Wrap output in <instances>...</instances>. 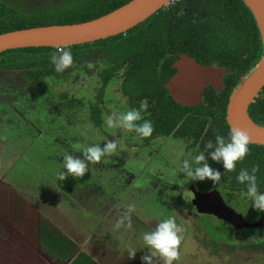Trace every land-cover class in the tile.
I'll return each instance as SVG.
<instances>
[{
	"label": "trees",
	"instance_id": "trees-1",
	"mask_svg": "<svg viewBox=\"0 0 264 264\" xmlns=\"http://www.w3.org/2000/svg\"><path fill=\"white\" fill-rule=\"evenodd\" d=\"M128 1L130 0H67L63 3L47 1L44 4L25 7L22 0H0V34L36 26L85 22L100 17ZM172 17L177 20L176 26H172L177 32L175 43L192 46L188 53L205 65L218 62L215 66L223 67L227 72L226 87L218 94L214 92L206 104L190 108L193 114L187 117L180 115L172 121L169 116L160 135H168L173 126L178 124L175 133L180 138L187 136L189 140H193L192 134L195 132L196 140L203 143L214 141L216 135L227 138L230 130L225 118L228 96L238 85L240 78L246 76L262 57V44L257 25L242 0H178L117 36L66 48H22L0 53V71L6 72L4 74L7 77L11 73H18L17 77L20 78L18 81L1 82L3 85L0 83L1 174L6 173L8 180H16L20 184V181L24 180L15 178V166L17 167V162L22 160L25 167L27 165L33 170L38 180L46 178L57 188V178L63 170L62 155L65 152L79 155L76 152L77 145L100 142L103 146L105 137L111 139V132L104 131L106 126L103 117L106 112L95 99L93 102L82 104L81 97L92 100L97 97L105 100L111 94V54L119 62L122 59H130V53L141 51L144 46H156L162 29L170 28ZM61 49L72 52L73 72L79 70L78 63L90 60L105 63V70L97 75L100 81L96 82L95 90L61 92L58 89L60 86L70 84L62 82L69 76L55 72L51 64V55ZM204 52L210 53L211 59L202 61ZM158 53L161 55L156 58L155 54L150 52L153 57L147 59L153 68L154 76L162 58L165 68L170 64L169 59L165 58L166 51ZM136 61L140 62L139 66H143L140 59ZM89 74L90 71L86 76ZM72 95V102L80 103L65 111L69 116H63L60 112H49V107L52 108V103H48L49 100L55 101L58 97L59 100H63ZM179 108L182 110L184 107L179 106ZM248 113L256 124L264 125V87L250 104ZM23 119L44 120L43 123L37 121V126L44 124L45 126L40 127L48 128L52 132L49 134L40 132L42 137L38 134L34 135L37 136L38 144L28 148L24 142L30 137L27 136L30 133L23 130V127H27L30 123H25ZM9 120H12L13 124L8 123ZM168 124L169 126L166 127ZM74 125L84 127L83 133L76 129L74 131ZM193 127L195 129H192ZM202 132L204 135L200 136ZM20 133L22 134L19 135ZM41 138H45L46 141L41 143ZM35 146L37 148L33 150ZM249 149V153L240 162L239 167L251 169L257 164L258 187L264 189V145L250 144ZM256 149L259 150L257 154ZM34 153L44 160L39 164L36 163ZM100 175L110 179L111 156L102 158L96 164H89L88 173L80 179L96 178ZM67 182L70 183L69 180ZM99 182L98 189L84 185L75 192L78 194L84 190L91 192L97 190L102 195L109 194L111 187L104 188L103 186L107 184ZM58 190L60 189L56 190L60 195L65 193V197L71 202L74 192H66L63 188L62 191ZM49 223L41 218L34 228L36 231L34 237L45 252L62 262L72 259L71 264H97L86 250L79 249L72 239L63 235V232L52 226L51 222Z\"/></svg>",
	"mask_w": 264,
	"mask_h": 264
},
{
	"label": "flooded vegetation",
	"instance_id": "flooded-vegetation-1",
	"mask_svg": "<svg viewBox=\"0 0 264 264\" xmlns=\"http://www.w3.org/2000/svg\"><path fill=\"white\" fill-rule=\"evenodd\" d=\"M35 1L38 4H44L47 1L63 3L67 0ZM176 24L177 20L173 18L170 28L166 30L162 29L156 46H144L141 51L130 53V59H122L118 62L113 57V54H111V98L108 96L105 98V100L111 102L110 108L107 107V103H104L105 100L101 98L96 97L92 100L84 96L81 97L82 104L84 102L86 104L93 102L95 99L106 113L124 111L127 108H138L140 101L143 99H147L149 103L147 112L142 113V116L153 123L154 131L151 137L139 138L132 132L109 130L104 127V131L111 132V139L115 135L123 145V150L118 155L111 156V180L115 184L117 180L125 184V187L120 192L118 189L122 187L123 183L118 187L117 184L115 187L111 185V191L109 192V195H111V200H109L111 202V211L115 212L116 209L119 211L122 209L127 210L128 206L131 205L127 200L130 193H136L138 196L142 195L141 197L143 195L151 197L150 202L153 203L151 207L155 209L154 212H159L161 215L156 220H153L143 217L146 214L144 212L142 217H137L132 211L130 220H133L135 216L140 224H149L147 228L151 229L155 227L159 219L170 216L174 217L176 223L181 228V244L178 248V258L174 261V264H187L185 260H188V258L192 260L195 258V255L199 254L203 258L205 257V260L210 264H264V213H258L251 208V202L245 197L246 189L236 181V176L241 169L239 167L240 162L237 163L233 171L229 172L223 168L221 163L212 161L208 157L209 165L221 172V181L213 183V181L206 179L204 181L191 182L183 172L179 171L180 163L184 158L198 154L204 150L206 143L196 140V132L192 134L193 140H189L187 136L182 138L177 137L175 132L178 124L173 126L171 133L168 135H160L161 131L165 128L164 124L168 122L167 118L169 116L172 121L177 116L182 115L183 117H187L193 114L190 108L206 104L214 92L218 94L224 91L226 87L225 77L227 76V72L225 70L226 73L222 77V90L217 91L212 85L205 86L201 92L202 101L198 105H183L174 99L166 85L177 72V68L174 65L180 60V53L195 59L201 65H205L188 53L192 46L175 43L177 41V32L172 29V26L174 27ZM154 49L158 52L166 51L165 58L170 61L168 67L165 68L164 59H161L156 70V76H154L152 66L147 62L148 58L153 57L150 52L154 53L156 58L161 55V53H158ZM209 54L208 52H204L201 60L211 59ZM137 59H140L143 66H139L140 62H137ZM214 63L217 64L218 62ZM89 64H92L93 67L89 68ZM104 65V62L96 60L78 63L79 70L73 72L74 68L70 67L62 72L69 76L68 79H64L62 82L78 84L80 87L78 91L84 92V84L91 82L93 78L97 82L100 81L97 75L105 70ZM89 71V76H86ZM4 73L0 71V75H4ZM14 79L18 81L20 78L16 77ZM2 81L0 78V83ZM72 97L73 95L63 100H59L58 97L51 103L60 114L69 116L65 111L80 103L72 102ZM0 98H2V95H0ZM179 106L184 108L181 110ZM168 126L169 124L166 127ZM76 127L79 130H84V127H78V125ZM192 129H195V127ZM124 133L128 134L125 137H121L120 135ZM203 135L204 132L200 136ZM167 146L172 147L166 148ZM164 149H172L170 155H160ZM257 153H259L258 149H256ZM260 190L264 191V189ZM213 191L219 193L227 207L240 215L243 219V224H240L241 228H235L227 221L218 219L213 214L197 211V208L193 205L195 197ZM107 194H103V197L106 199H108ZM137 205L140 206V204ZM132 208L134 210L133 206ZM209 217L212 218L210 222L205 220ZM201 219L204 222L200 221ZM112 220L117 222L116 217L111 215V225L115 224ZM97 223L100 224V222ZM205 224H220L219 237L209 235ZM112 227L111 257L117 259L119 256L117 252L121 248L124 249L125 247V250H127L129 246L134 247L133 243L127 239L128 235L132 234L130 230L133 224L124 228L125 236H118ZM118 245L120 247H116ZM144 254H147V252L137 251L135 258L131 260L133 262H142L141 256ZM126 257L128 258V254ZM69 260L71 264L72 259ZM153 260L157 261L154 264L163 263L159 257H154Z\"/></svg>",
	"mask_w": 264,
	"mask_h": 264
},
{
	"label": "rangeland",
	"instance_id": "rangeland-1",
	"mask_svg": "<svg viewBox=\"0 0 264 264\" xmlns=\"http://www.w3.org/2000/svg\"><path fill=\"white\" fill-rule=\"evenodd\" d=\"M22 2L25 7L38 4L35 0H22ZM5 74L0 75V78L3 80L2 83L4 81L10 82L11 80H15L14 78L17 77L18 73H11L8 77L5 76ZM96 82L97 81L93 80L84 84V92L85 90H95ZM58 89L61 92H76L80 87L78 84H67L58 87ZM108 97L111 98V94L108 95ZM49 102L52 101L49 100L48 103ZM104 103H107V107H111V102L105 100ZM49 108V112L59 113L57 108L53 105L52 108L51 106ZM1 119L2 118H0V121ZM23 120L25 121V119ZM37 121L38 123L44 122V120L39 119H37ZM37 121H25V123H30L27 127H23V130L30 133L27 135L30 137L26 138L27 141L24 142L25 146L28 148L38 144L36 143V141H38L37 136L34 137V135L38 134L39 137H42V133L49 134L52 132V130H44L46 128L40 127L45 126L44 124L37 126ZM8 123L13 124L12 120H9ZM14 123H16L15 120ZM74 126V131L76 129L83 133V130H79L76 125ZM21 134L22 133L19 135ZM127 134L128 133H124L120 136L125 137ZM66 135L65 132V136ZM40 140L41 143L46 141L45 138H41ZM167 144L169 145V143ZM171 147L167 146L166 148ZM26 148H24L25 151H27ZM35 148H37V146L33 147V150ZM171 150L164 149L163 152L161 151L160 155H170ZM36 154L37 153H34L33 157L36 156L35 162L39 164L44 159ZM21 161L19 163L17 162V167L15 166V178L24 180L23 182L20 181V184L16 180H8L7 174H1L0 172V264H70L69 259L62 262L59 259L51 257L37 243L34 237V235H36L34 228L41 218L45 219L47 224L51 222L52 226L54 225V227L60 229L63 235L72 239L79 249L86 250L97 264H142L140 261L133 262L131 259L127 258L126 256L128 253L125 247L117 252V255H119L117 259L111 257V226H113L112 229L118 236H125L124 228L130 224L132 226L133 224L130 230L132 234H129L127 239L133 243L132 245L137 248V251H141L143 247L141 234L149 230L147 228L149 224H140L134 216L133 220L125 219L122 226L116 228L114 226L116 222L113 220L112 222L115 224L111 225V215L116 217V221H119L125 216L127 210L122 209L119 211L116 209L115 212H112L111 202H109V200H111V195L107 194L108 199H106L97 190L93 192L84 190L78 194L75 192L79 190L81 186L84 187V185L98 189L100 188L97 184L99 181L107 184L103 186L104 188H109L111 185L115 187L116 184L118 187L123 183L122 181L117 180L115 184V182L111 180V177L108 179L103 175H100V177L97 176L96 178H84L82 180L73 177L60 180L58 177V186L55 188V186L51 184L52 182H48L46 178H39L38 180L37 175L32 172L33 170H30L27 165L25 167V164ZM68 180L70 183L67 182ZM121 186L122 187L118 189L119 192L125 187V184L123 183ZM58 188L61 191L63 188L66 192H74L71 196L73 197L71 202L65 197V193L64 195H60L59 192L56 191ZM141 196L142 195L138 196L136 193H130V196L127 198L134 207L133 213H135L137 217H142L144 212L146 214L143 217L156 220L161 213L154 212L155 209L151 207V205H153V203L150 202L151 197L146 195H143V197ZM137 204H140V206ZM205 220L210 222L212 218L209 217ZM200 221L204 222L202 219ZM97 222H100V224ZM205 226L207 227L206 231L209 235L212 237H219L220 224H205ZM126 244L128 245L127 242ZM116 247H120V245ZM143 251L147 252V249L145 248ZM125 258L127 259L125 260ZM185 262L187 264H210L205 260V257L203 258L200 254L195 255V258L192 260L188 258ZM154 263H157V261L155 262L153 260V264Z\"/></svg>",
	"mask_w": 264,
	"mask_h": 264
},
{
	"label": "water",
	"instance_id": "water-1",
	"mask_svg": "<svg viewBox=\"0 0 264 264\" xmlns=\"http://www.w3.org/2000/svg\"><path fill=\"white\" fill-rule=\"evenodd\" d=\"M178 0H130L122 6L92 20L74 24L36 26L0 34V53L22 48H66L117 36L144 22L160 9ZM257 25L262 57L254 68L240 78L228 96L226 122L229 128L239 127L248 132L253 145H264V125L256 124L248 109L264 87V0H242ZM177 72L166 87L174 99L183 105L201 103V92L207 85L222 90L225 69L215 65H201L195 59L180 53L175 65ZM193 205L200 213L213 214L235 228H241L243 219L227 207L218 192L197 195Z\"/></svg>",
	"mask_w": 264,
	"mask_h": 264
},
{
	"label": "clouds",
	"instance_id": "clouds-1",
	"mask_svg": "<svg viewBox=\"0 0 264 264\" xmlns=\"http://www.w3.org/2000/svg\"><path fill=\"white\" fill-rule=\"evenodd\" d=\"M73 54L70 50H59L51 55V64L55 72L62 73L73 65ZM93 67L92 64L88 65ZM149 108L147 99L139 103L138 108H127L124 111H112L106 113L103 117L104 124L109 130H121L135 133L139 138L151 137L154 131L151 120L144 119L142 113H146ZM103 146L100 142L83 143L76 146V152L73 154L65 152L62 155V171L59 173L60 180L71 176L81 178L89 171V164H96L113 155H118L123 150V145L115 135L112 139L107 137L103 140ZM251 137L248 132L239 128H230L227 138L223 135H216L215 140H209L204 145V150L198 154L184 158L180 163V172H183L191 182L204 181L206 179L219 183L221 181V172L212 168L208 163V157L212 161L219 162L223 168L229 172L233 171L238 162L244 160L249 153ZM258 166L241 168L236 181L246 189L245 197L251 202V208L258 213H264V191L258 187L257 172ZM131 205L125 213V216L116 222L115 227L120 228L124 220L131 219ZM181 228L176 223L174 217L159 219L154 228L144 231L141 234L143 247L147 249V254L141 256L142 264H153V258L159 257L163 264H174L178 258V248L181 244ZM128 258L133 259L137 254L135 247L127 248Z\"/></svg>",
	"mask_w": 264,
	"mask_h": 264
}]
</instances>
